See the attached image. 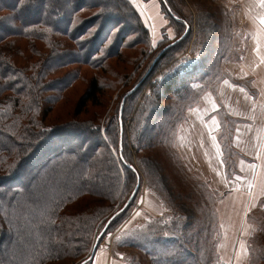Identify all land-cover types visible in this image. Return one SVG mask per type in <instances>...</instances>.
Masks as SVG:
<instances>
[{"label":"trees","instance_id":"1","mask_svg":"<svg viewBox=\"0 0 264 264\" xmlns=\"http://www.w3.org/2000/svg\"><path fill=\"white\" fill-rule=\"evenodd\" d=\"M90 1L0 0V264H75L78 260L77 264H91L92 255L82 257L90 249L92 240L99 231L102 237L112 230L134 204V189L140 172L126 135L129 119L126 114L138 100L136 96L144 89L143 85L147 84L155 67L187 37L192 24L178 18L173 0L160 1L166 16L175 20L172 24H176L177 30L183 28L180 35L183 37L178 36L179 41L168 47V44L162 45L154 55L152 49L153 53L148 54L152 58L149 66L139 81L125 91L112 113L109 112L103 129L101 123L105 112L99 108L102 107L101 95L105 85L102 79L105 80L104 74L98 72L114 71L109 61L112 58L118 60L124 49L136 45L135 41L125 44L132 33L141 31L142 39L150 42V32L129 0H115L126 13V16L119 13V17L113 10H107L104 0L93 5ZM91 6L103 11L102 16L99 14L101 26L84 39L92 26L91 21L85 20L79 25L77 21ZM116 18L121 21L117 23ZM120 27L115 34V29ZM186 29L188 32L184 35ZM164 34L169 37L166 32ZM144 47L132 60L135 66L133 75L148 62ZM121 74L116 72L124 83L127 74L126 78ZM179 77L180 74L174 72L164 80L163 89H157L152 96L144 95L129 123V130L131 128L134 133L143 115L144 126L136 135L140 143L135 141L133 146L136 150L139 147L145 150L163 147L165 155L156 152L166 164L169 160L175 162L173 152L165 147L167 134L175 128L172 123L175 117L168 121L166 116L169 111L179 114L180 99L184 97L186 100L181 86H176ZM86 81L88 86L73 114L80 116L92 105L95 107L94 118L47 124L46 119L54 107L68 102L69 95L79 88L78 83ZM173 96L179 99L177 104L166 107ZM121 106L122 116H119ZM145 113L148 116L144 119ZM224 131L222 145L230 175L235 171V156L238 154L230 144L231 130ZM204 186L207 188L204 196L195 191L204 201L203 210L200 211L199 207L197 214L209 207L212 218H215V195L207 185ZM187 193L191 199L192 195ZM192 222L188 219L186 223ZM203 225L207 231L210 222L203 221ZM198 232L195 235L200 239L201 231ZM256 233L259 237L252 245H258V248H251L250 264H264V225ZM172 236L155 240L169 250L168 262H161L156 249L150 252L145 244L142 246L153 264L193 262L194 254L183 242L173 251L171 246L178 237ZM133 244L129 245L134 247Z\"/></svg>","mask_w":264,"mask_h":264},{"label":"rangeland","instance_id":"2","mask_svg":"<svg viewBox=\"0 0 264 264\" xmlns=\"http://www.w3.org/2000/svg\"><path fill=\"white\" fill-rule=\"evenodd\" d=\"M102 1L103 0H91L90 4L93 5L94 3H101ZM129 1L134 5L137 12L141 15L145 26L148 28L150 32V42L142 39L141 31L132 33V35L127 38L125 44H131L135 41L136 45L124 49L122 51L123 55L118 60L112 58L109 61V65L112 68L114 67V71L110 69L104 71L99 70L98 73L104 74L103 78L105 80L103 81L102 79V83H105V85L103 90L104 94L101 95L102 107L101 109L99 108L101 112H105L101 123L103 129L105 127V119L110 116L108 115L109 112L111 111L110 114L112 113L125 91L133 86L136 81H139L144 69L149 66V62L152 58L148 57V54H151V52L153 53V51V55L156 54L155 52L164 44H168L166 46L168 47L176 43L179 39L178 36L182 35L181 29L183 30V28L180 27L178 31L177 27H175L176 24H172L175 20L168 18L163 12L162 7L161 11H158V18H153L155 25L149 28L150 23L145 17V10L143 7L137 5V3L135 5L132 0ZM158 1L156 0L157 3ZM173 2L176 4V8L179 12L178 18L191 22V30L190 32H188L187 29L185 30L184 35L187 32L189 33L187 37L182 40L175 49L170 51V56L166 58V60H162L161 63L155 67L152 75L147 78V84L143 85L144 89L140 91V95L136 96L139 102L137 100L133 103V105H131L132 109L126 114L129 118L126 124V135L128 143L130 145L132 144L133 160L136 168L140 172V178L137 182V184L140 183V185L135 192L136 197L133 202L134 204L122 221L112 230L108 231L102 237H100V231L98 232L97 236L92 240L93 243L90 249L82 259H85V257L89 255L94 257L97 249L103 245L104 248L111 249L113 254H115L114 257L116 256L119 258L120 256H124L123 259L129 264H153L151 262L152 259L142 250V246L145 244L146 250L150 249V252H152L151 249H156L157 256L161 259V262H168L166 255L170 254L169 250L166 249L164 244L162 245L161 241H159L161 242L159 245L155 240L159 237H162L161 240H163L165 236L174 235L178 237V239H176L178 241L175 242L174 240L175 243L171 246L173 251L177 250L180 247V243L183 242L186 249L189 248L188 250L193 252L194 260L189 264H250L251 248H255V246L258 248V245H252V242L259 237V233L257 234L256 231L260 230L261 226L264 225V198L261 200L259 208L255 209V211H253L254 213H251L248 219L242 220V229L245 234H219V236H215V225L219 221L216 211H214L215 218H212L209 207H207L202 214L201 212L197 214L200 208V211L203 210L202 206L204 205V201L201 198L199 199V195L195 191H198L200 196H204L207 193V188L204 186V182L202 183L200 179L194 178L193 175H191V172L185 166L183 159L176 149L177 132L186 117L187 111L198 103L201 95L209 90H214L215 83L225 76L227 67L236 66L233 63L239 61L244 53L247 37L246 31L244 27L236 26V14H241V12L240 10L235 11V9L229 10L227 5L230 3L227 2V0H173ZM103 3H105L107 10H113L112 12L115 13L116 17H119V13L126 16V13L123 11L124 9L117 4L115 0H104ZM102 12L103 11L98 7L91 6V8L85 9L81 13L77 24L79 25L85 20H90V24L93 26L89 27L88 32L90 34L88 33V35L84 36V39L98 31L101 26L99 14L101 13L102 16ZM120 21L121 19L119 18L117 23ZM138 25L139 22H137V28ZM247 29L251 30L252 28L247 27ZM120 30L121 27L120 29H115V34ZM165 32L168 34V38L165 37L167 36L164 34ZM139 37H141L140 40H138ZM182 37L183 36H180V39ZM158 40H160L159 42L161 43H159ZM108 44L110 43L108 42ZM143 47L147 52L145 57H148V62L133 75L135 66L132 60L135 56L141 54ZM193 64L194 67H191ZM117 71L121 72V75H125V78L127 74V82L121 83L120 78L116 75ZM192 71L194 72L193 75ZM174 72L180 74L176 86H181V91H183L184 96H186V100H184V97L180 99V102L182 101L180 104L182 105H180L179 114H172V112L169 111L166 116L168 121H172L173 117H175L172 122L175 128L167 134L168 143L165 145L166 148H170L173 152L175 162L173 164L170 163L169 160L168 164H166L158 158L160 154L157 155L156 152L158 151L165 155L166 151L163 147H157L153 150H145L139 147L136 150L133 146V144L135 145V141L140 143V139H137L136 135L144 126L142 123L143 115L139 118L140 124L134 128V133L131 132V128L129 130V123L131 121L130 118L135 117L143 96H152L157 89L161 87L163 89L162 84L164 80ZM243 83L252 89V83L249 79L244 80ZM77 86H79V88L76 87L75 92L69 95L68 102L54 107L46 119L47 124L59 125L68 121L70 122L73 119L86 120L94 118L95 107L92 105L88 106V110H86L85 113L80 116H74L75 105L80 96L86 91L88 81L79 82ZM177 100L179 99L173 96L170 101L166 103V107L167 105H171V107L175 106ZM124 102L125 98L122 100V105ZM121 111L122 106L119 116H122ZM144 115L145 119L148 114L145 113ZM231 125L232 122L230 126ZM139 143H137L138 146ZM233 173L235 172L233 171L232 174ZM177 176L180 178L179 181H177ZM177 182H180L183 187ZM186 191L192 195L191 199H189L190 195ZM148 196H151L156 202H151V200H149L147 203L149 199ZM146 197L148 199H146ZM145 202L149 205H155L154 209H148V206L145 207ZM137 213H139V215H137ZM146 214L148 217L145 216ZM193 216H195L196 219ZM188 219L194 222H192V224H187L186 222H188ZM175 220H179V222L176 223ZM203 221L205 223L210 222L207 231L204 226L205 224L203 225ZM172 229L175 230L170 232L169 230ZM198 231H201L200 239L195 235L199 233ZM128 242L129 244L135 243L133 244L134 247L126 244ZM151 242L154 247H152ZM154 242L157 245H155ZM94 246H96L95 250ZM79 261L80 260L76 261L75 264ZM91 262H93V259ZM174 262H176V260Z\"/></svg>","mask_w":264,"mask_h":264},{"label":"crops","instance_id":"3","mask_svg":"<svg viewBox=\"0 0 264 264\" xmlns=\"http://www.w3.org/2000/svg\"><path fill=\"white\" fill-rule=\"evenodd\" d=\"M132 1L143 7L149 28L153 27V18H158L161 11L160 0ZM227 2L229 10L241 12L236 14V26L246 31L244 53L233 63L236 66L227 67L214 90L205 92L187 111L176 136V149L185 166L215 195L219 219L215 236L245 234L242 220L248 219L264 198V5L259 0ZM247 79L252 89L243 83ZM228 129L232 132L230 144L238 154L235 173L230 175L222 145L224 130ZM148 198L147 203L156 202L151 196ZM147 203L145 207L154 209L155 205ZM114 255L110 248L101 245L91 264H129L122 256Z\"/></svg>","mask_w":264,"mask_h":264},{"label":"water","instance_id":"4","mask_svg":"<svg viewBox=\"0 0 264 264\" xmlns=\"http://www.w3.org/2000/svg\"><path fill=\"white\" fill-rule=\"evenodd\" d=\"M139 185H140V183L137 184L134 193L137 191ZM132 196H133V194H132ZM131 199H132V197L129 199V201H130ZM129 201H128V202H129ZM128 202H127V203H128ZM114 216H115V215H114ZM95 248H96V246H94V250H95Z\"/></svg>","mask_w":264,"mask_h":264},{"label":"snow or ice","instance_id":"5","mask_svg":"<svg viewBox=\"0 0 264 264\" xmlns=\"http://www.w3.org/2000/svg\"><path fill=\"white\" fill-rule=\"evenodd\" d=\"M259 3H260L261 5H264V0H259ZM261 23H264V20H262ZM137 215H139V213H137Z\"/></svg>","mask_w":264,"mask_h":264}]
</instances>
